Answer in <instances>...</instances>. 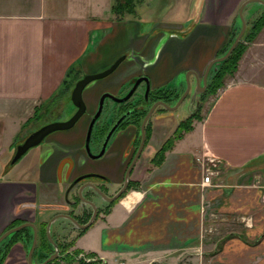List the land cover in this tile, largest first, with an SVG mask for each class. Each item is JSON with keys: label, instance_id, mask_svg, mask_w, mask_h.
<instances>
[{"label": "crops", "instance_id": "1", "mask_svg": "<svg viewBox=\"0 0 264 264\" xmlns=\"http://www.w3.org/2000/svg\"><path fill=\"white\" fill-rule=\"evenodd\" d=\"M112 1L0 0V234L32 221L38 241L51 214L72 208L69 172L93 167L82 147L86 126L81 123L43 140L34 170L30 160L19 171L33 176H3L16 143L48 122L35 127V108L45 118L51 98L61 92L64 97L60 87L71 66L87 71L125 53V74L145 73L153 88L187 69L201 75L229 39L244 0H134V11L116 21ZM147 20L171 25L143 30L139 23ZM107 78L93 88L94 95L85 94L89 107L102 91H113ZM223 83L204 115L157 163L151 158L163 142H154L174 128L165 133L164 124L153 125L131 174L135 184L99 212L77 240L80 253L92 252L89 260L57 264H264V27ZM120 135L106 157L94 160L116 183L131 150V137ZM206 157L215 158V165ZM205 167L213 171L208 184L202 183ZM79 229L74 224L72 232ZM216 230H222L219 236L212 234ZM56 232L53 240L64 241ZM30 244L22 232L8 243L3 264H28ZM35 255L32 260L40 262Z\"/></svg>", "mask_w": 264, "mask_h": 264}, {"label": "rangeland", "instance_id": "2", "mask_svg": "<svg viewBox=\"0 0 264 264\" xmlns=\"http://www.w3.org/2000/svg\"><path fill=\"white\" fill-rule=\"evenodd\" d=\"M262 5H264V4H262ZM262 5H260V2H258V1H251V2L248 3L247 7H245V9L243 10V12H242L243 19L246 21V27H245V30L243 32V35H245L247 32H249L251 30L252 24H253L252 21L260 13V11L263 9V8H261ZM127 14H128V12L124 13L123 14V17H127ZM115 18L116 19L114 21H116L117 19H120V20L122 19V18L116 17V15H115ZM237 18H238V22H236L235 24H233V27H232L231 34L229 36V39L227 40L226 44L224 45L225 47H228L230 45V43L233 41L232 40L230 42V40L232 38L234 39V37L236 36V34L238 33V31L240 29V26H241L240 18L239 17H237ZM98 21H99L98 24H102V22L104 21V18H100V19H98ZM148 21L149 20H147V22L139 23L141 25V27H142L143 30L148 29V31H152V30L157 29V28H158L157 30H159L162 26L171 25V24H162L160 22L159 23H156V22H148ZM113 23L110 24V25H112V27H111L112 29H114ZM129 23H130V25L134 24V23H131V21H129ZM263 27H264V25L262 26V28ZM111 28L109 29L110 31L112 30ZM105 34L106 33H103V34H100V35L103 36ZM255 37H254V39H255ZM94 39H96V38L93 37V41H95ZM99 40H100V36H99ZM96 41H97V39H96ZM246 44H247L246 45V48H247V46L249 45V41H246ZM93 46H95V44ZM224 46L222 48H224ZM222 48L217 51L216 56L222 54V52H223V49ZM246 48H245V50H246ZM244 51H243V53H244ZM243 53H242V55H243ZM241 56H240V58H241ZM107 63H109V61L104 62L102 64L94 65L93 68H89L87 71H85L86 68H84V67L78 68V64L75 63L74 68H72V70L70 71V73L67 75V77L65 79L66 80L65 81L66 85H68V84L69 85H68V87L66 89L63 90L64 91V97H63V92H61L59 94V97H55L53 99L52 103L49 106V108H50L49 114L45 118L43 117L40 120L36 121L35 122L36 123L35 124V127L38 125V123H42L43 121L55 120V117H61V118H63L65 116H67L71 112V110L73 109L72 101L70 99V92H71V89H72L75 81L79 77H81L83 74H85V73L98 72L100 70L105 69L108 66ZM237 65H238V63H237ZM217 66H218V63L213 64L212 65L213 68L211 67L212 68L211 71L216 70V67ZM211 71H209V73H208L207 80H206L207 85H206L205 89L202 90L201 88H199L200 89L199 92H197V94L193 98L191 97L192 96V93H193V91L195 89L198 88V86L196 84H194V77L190 73L189 74V80H190L191 88H190V91H189V96L186 97V98H184L182 100V102L178 105V107L174 111L167 112L166 114H164L165 109L159 108V106H158L156 108V110L153 111V113L151 114L150 118L147 120L148 122H146V125H145V128H144L145 134L147 133L148 126H150V130L149 131L151 132L152 129H153V125L162 123V124L165 125L164 126V131L166 133L167 128H170L171 130L173 128L175 129V127L177 126V124L179 123L180 120H185L187 118V116H189L191 114H194L195 112H199L198 114L200 116H203L204 113L206 112V110L211 105V103H212V101H213V99H214V97H215L218 89L220 88V87L217 88V90L215 92H212V93L207 90L208 81H209V78L211 77V76H209ZM125 73L126 72L122 70V64H120L115 69V71H113L108 76H105V77L100 78V79L93 80V82L91 81V83H88L86 85V87L84 88L83 91L85 93V91L91 89V86L92 85H93V88H94L96 85L101 84L102 81L106 77H108L105 81H107V83H108L107 85H109V87L113 89L112 92L113 93L115 92L116 95H121L125 90H127V88L130 87V83H131V81L133 79V78L129 77L127 74H125ZM187 76H188V69L185 70V71L180 72L179 74H177V76L174 77L173 81H170L168 83L169 85H172V87H170V89L173 92L172 93V98H170L171 100L168 101V103L170 105L174 104V102L182 94V92H183V90L185 88V82H186ZM223 82H224V79H223ZM120 84H121V87H120ZM118 86L120 88H118ZM141 91H142V87L137 88V92H135V94H134V95H136V97H134L131 100V102H126L125 107H119L120 106L119 103H116L114 100H112L110 98H105L104 105H103V109H102V113H101V116H100L99 120H97L96 125L98 123L102 122L107 117H109L108 118V121L111 120V119H114V113L115 112L122 111L123 109L127 108V106H130V107L131 106H134V108H133L134 112L129 117L130 118V121L125 126V128H126L125 130H126V134L131 137L130 138V145H132V146L136 145L137 144V141H138V138L140 137V124H141V119H142V117H144V115L146 113V109H148V107H150V101L145 102V103L142 104V103H140L142 100L138 101L140 104H139L138 107H135V104L137 103V101H135V100H137L138 98H140V96L142 94ZM91 93H93V92H91ZM94 93L92 95H94ZM85 94H87V93H85ZM154 98L155 97H153L152 99H154ZM55 104H57V105L54 106ZM127 104H129V105H127ZM89 109H90V111L92 110L91 106H90ZM199 119L200 118L193 117L192 118V124H193V122L195 120H199ZM149 120H150V124H149ZM123 131L120 130L119 132H123ZM172 133L168 134L167 137H169ZM161 135L159 137V140L157 139L154 142V144L160 143V140H162V142L165 141L164 135H163V138L162 139H161ZM134 140H136V141L134 142ZM42 143H43V141H41L38 145H35V146L29 148L14 163H10V165H9L10 170H8L6 172V174H3V176H6V177L10 176V177H13V178H29V176H31V175L33 176V174H31L30 172L20 173L19 171L23 167V164L26 163V162H30V160H32L31 161L32 169L34 168V163L36 162V156H37L38 150L40 148V145ZM112 185L113 186H116V184H112ZM97 195H98V198L96 197L97 200L98 199L99 200L103 199L102 196H100L99 194H97ZM103 206L104 205L102 204V207ZM100 210H103V208H101ZM54 214L55 213L51 214V216L54 215ZM57 224H58V226H57ZM71 224L74 225L73 223H71ZM71 224H70V222H66V221H63V222H60V220L59 221H56L55 223H53L51 225V233L50 234H51L52 239L55 240L56 237H57V232H56V228H57V231L59 232V234L64 235V238H63V236H60V238L62 237L63 240H64L62 242H68L69 244H71L70 246L73 245V248L72 249H75V248L78 249V247H77V240L79 239V236L81 235V232H83V230H85V229H83L82 231H80V230H74L72 232ZM220 226H221V228L224 231H226L224 225H220ZM221 231L222 230H216V232L215 233H212V234H216V235L219 236L220 233H221ZM205 238H207V237H205ZM210 240H212V238L206 239V241H210ZM97 242H98V237L93 232V245L96 244ZM208 246L209 245H207V247ZM210 247L212 248L213 245L210 244ZM68 249H70V247H68ZM95 251L96 250L93 249L94 255H95ZM51 252H53V248H52ZM60 253L61 252H60V249L58 247V255ZM86 253H88V252H86Z\"/></svg>", "mask_w": 264, "mask_h": 264}, {"label": "water", "instance_id": "3", "mask_svg": "<svg viewBox=\"0 0 264 264\" xmlns=\"http://www.w3.org/2000/svg\"><path fill=\"white\" fill-rule=\"evenodd\" d=\"M251 1H258L262 4H264V0H244L240 3L239 7H238V17L240 18V22H241V26L240 29L238 31V33L236 34V36L234 37L233 41L230 43V45L228 46L227 50L218 56H215L213 58H211L203 73L202 76L200 77V75L195 71V70H190L188 69V76L186 78V86L184 91L182 92V94L178 97V99L176 100L175 104L170 105L168 103H166L163 100H157L154 101L151 106L148 108L147 112L145 113L141 124H140V133H141V138H140V142L137 146V149L130 161V163L128 164L125 173H124V181H123V185L120 188V190L112 195V196H106L102 191H100L96 186L92 185L94 188H96L97 190H99V192L104 195L106 197V199L108 201H113L115 200L118 196H120L123 191L125 190L127 183H128V175L130 173V170L133 166V164L135 163L136 159L138 158L139 154L141 153V150L143 149L144 143H145V138H146V134H145V123L148 119V117L150 116V114L152 113V111L154 110V108L158 105L161 104L164 107L168 108V109H175L178 107V105L182 102V100L185 98V96L188 94V92L190 91L191 88V84H190V80H189V74L191 73L194 76V84H196L198 86L197 89H195L192 93V98L195 97V95L197 94V92H199V88H201L202 90L205 89L206 87V80H207V76L208 73L210 71V68L212 67L213 64L218 63L220 61H222L223 59H225L226 57H228V55L231 53V51L233 50V48L236 46V44L239 42L240 38L243 35V32L245 30L246 27V21L243 19V8L246 4H248ZM124 58V55H120L119 57H117L108 67H106L103 70H100L98 72H91V73H85L83 74L81 77H79L70 92V99L72 101V103L77 107V109L74 111V113L67 119H63V120H51L48 122H45L43 124H41L40 126H38L37 128H35L34 130H32L31 132H29L23 139L22 141H20L19 143L16 144L15 146V151L13 153V156L10 160L11 163L15 162L23 153H25L30 147H33L35 145H38L41 141H43L45 139V137L56 130H62V129H67L69 127H71L75 121L83 114V112L86 109V104L84 102L83 99V90L86 87V85L96 79L99 78H103L105 76H107L108 74H110L111 72H113L116 67L119 65L120 61ZM144 80L146 83V92L149 89V78L147 75H139L135 78V80L133 81V84L131 85V87L128 89V91L122 95V96H117L114 93H111L109 91H105L103 92L100 97H99V101H98V108L96 113L93 116V119L90 122L88 131H87V141L89 138V134L91 132V128L93 126L94 120L95 118L101 113L102 108H103V104H104V99L105 97H110L111 99H113L115 102H122L127 100L129 97L132 96V94L134 93V91L136 90L137 86L139 85V83ZM145 92V93H146ZM201 92V91H200ZM127 112H125L119 119L116 120V122L110 127V129L107 131L105 138L103 139L102 142V147L101 150L99 151V153L95 154L94 156H100L104 149H105V145L109 139V137L111 136L113 130L115 129V127L118 125L119 121L122 119V117L126 114ZM87 144V143H86ZM86 151L88 153L89 156H93V153L91 152V150L89 149L88 144L86 145ZM87 184H82L79 186L78 188V195L84 200L87 201L89 204L93 205V213L91 215V217L84 223H80L78 222L72 215L70 214H65L66 217H68L70 220H72L73 222H75L77 224L78 227L80 228H85L87 226H89L91 224V222L93 221V219L96 216L97 210L95 208L94 202L91 200L86 199L85 197L82 196L81 191L83 189V187H85ZM57 216H59L58 214L56 216H52L50 217V219L46 222V236L49 239L50 243L52 244L53 247V252H51L47 257H45L42 261L40 262H34L32 260V253L35 250L36 247V243H37V227L36 224L32 221H25V222H21L19 224H16L14 226H11L9 228H7L6 230H4L1 234H0V242L2 240H4L6 237H8L9 235H11L13 232L22 229L24 227H30L32 229V240H31V244L28 248V252H27V261L28 264H46L47 262L51 261L52 259L56 258L58 256V246L57 243L52 239L51 237V232H50V225L52 223V221L57 218Z\"/></svg>", "mask_w": 264, "mask_h": 264}, {"label": "flooded vegetation", "instance_id": "4", "mask_svg": "<svg viewBox=\"0 0 264 264\" xmlns=\"http://www.w3.org/2000/svg\"><path fill=\"white\" fill-rule=\"evenodd\" d=\"M124 55V58L120 61V63H119V65L120 64H122V62L125 60V59H127V55L125 54V53H120L118 56H116L114 59H113V61L117 58V57H119L120 55ZM112 61V62H113ZM112 62H110L109 64H108V66L112 63ZM118 65V66H119ZM107 66V67H108ZM117 66V67H118ZM116 67V68H117ZM115 71V70H114ZM112 73V72H111ZM110 73V74H111ZM109 75V74H108ZM107 75V76H108ZM139 75H147V74H145V73H139V74H135V75H133V76H131V78H133L132 79V81H131V83H130V87H131V85L133 84V81L135 80V78L137 77V76H139ZM202 76V74L200 75V77ZM149 78V77H148ZM100 79V78H99ZM130 80V79H129ZM170 81H173V79H171V80H169V82ZM93 82V81H92ZM169 82H167V83H169ZM89 83H91V82H89ZM185 86H186V84H185ZM129 87V88H130ZM139 87H142V94H141V96H140V98H138L137 100L138 101H140V100H142L140 103H145V102H148V101H150V106H151V103H153L154 101H157V100H163V101H165L166 103H168V101H170L171 99L170 98H172V90L170 89V87H172V85H169V84H166V85H164V86H160V87H158V88H153L152 86H151V83H150V80H149V89H148V91L146 92L145 90H146V83H145V81L144 80H142L140 83H139V85L137 86V88H139ZM129 88H127V90H125L121 95H117V96H122V95H124L127 91H128V89ZM137 88H136V90L134 91V93L132 94V96L131 97H129L128 99H130V102H131V100L134 98V97H136V95H134L135 94V92H137ZM185 89V88H184ZM93 92V85L91 86V89H89V90H87V91H85V93H89V92ZM105 91H109V92H111V93H113L112 92V90L110 91V90H104V91H102L100 94H99V96H98V99L96 100V102H95V104H94V107H93V104H92V106H91V108H92V110L90 111V107H89V105H88V103H87V101H86V99L84 98V96H85V93H84V91H83V99H84V102H85V104H86V109H85V111L83 112V114L75 121V123L71 126V127H69V128H67V129H62L61 130V132H63V133H65V132H71V131H73L74 129H76V128H78L79 127V125L81 124V123H84V125L86 126L85 127V130H84V141H83V144H82V147L84 148V150H85V152L87 153V151H86V145L88 144V146H89V149L91 150V152L93 153V156H89L88 155V153H87V156L88 157H90L91 158V160H93V167L91 168V169H89V170H87V171H83V172H78V173H72V172H69V174H68V176H69V188H68V190H69V192H70V194L72 193V195H71V198L70 199H68V201H69V205H71L72 206V208L68 211V212H65V213H55L53 216H56L57 214L59 215V216H57V218L60 220V222H63V221H66V222H70V224L71 223H73V224H75V226H77V224L75 223V222H73L72 220H70L68 217H66L65 216V214H70V215H72L78 222H80V223H84V222H86L90 217H91V215H92V213H93V205H91V204H89L87 201H84L79 195H78V188H79V186L80 185H82V184H87L85 187H83V189H82V191H81V194H82V196L83 197H85L86 199H88V200H91V201H93L94 202V205H95V208H96V210H97V213H96V216H95V218L98 216V214H99V212H105V210L108 208V206L111 204V202H113V201H108L107 199H106V197L104 196V195H102L100 192H99V190L100 191H102L106 196H112V195H114V194H116L119 190H120V188L122 187V185H123V181H124V173H125V170H126V168H127V166H128V164L130 163V161H131V159H132V157H133V155H134V153H135V151H136V149H137V146H138V144H139V142H140V138H141V133H140V137L138 138V141H137V144L136 145H134V146H132L131 145V150H130V154H129V156H128V158H127V160H126V162H125V166H124V168H123V171L121 172V174H120V178H119V181L116 183V182H114V179L115 178H112L109 174H107V173H105L102 169H98L96 166H95V163H94V160H98V159H101V158H103L104 156L106 157L107 156V153H108V149L111 147V144H113L116 140L118 141L119 140V135H120V137L122 136V135H124V134H126V128H125V126L129 123V121H130V116L132 115V113L134 112V110H133V108H134V106H127V108H125V109H123L122 111H119V112H115L114 113V119H111V120H109L108 121V118L109 117H107V118H105L102 122H100V123H98L97 125H96V122H97V120H99V118H100V116H101V113H102V111H101V113L95 118V120H94V123H93V126H92V128H91V132H90V134H89V138H88V141H87V131H88V128H89V125H90V122H91V120L93 119V116H94V114L96 113V111H97V108H98V101H99V97H100V95L103 93V92H105ZM184 91V90H183ZM146 92V93H145ZM170 93V94H169ZM114 94H116L115 92H114ZM155 96V98L154 99H152L153 97ZM189 96V92H188V94L185 96V98L186 97H188ZM105 98H110V97H105ZM111 99V98H110ZM105 100V99H104ZM113 100V99H112ZM136 101V100H135ZM137 101V103L135 104V107H138L139 106V102ZM126 102H128L127 100H125V101H122V102H116V103H119V107H125V104H126ZM176 102V101H175ZM175 102H174V104H175ZM169 104V103H168ZM72 105H73V109L71 110V112L67 115V116H65V117H63V118H60V120H63V119H67V118H69L73 113H74V111L77 109V107L72 103ZM104 105V104H103ZM127 105H129V104H127ZM173 105V104H172ZM159 106V108H163V109H165V111H164V114H166L167 112H172V111H174L175 109H168V108H166V107H164L163 105H161V104H158L155 108H154V110H156V108ZM149 108V107H148ZM103 109V108H102ZM147 110L148 109H146V112H147ZM153 110V111H154ZM153 111H152V113H153ZM125 112H127L123 117H122V119L119 121V123H118V125L115 127V129L113 130V132H112V134H111V136L109 137V139H108V141H107V143H106V145H105V149H104V151H103V153L100 155V156H94L95 154H97V153H99V151L101 150V147H102V142H103V139L105 138V135H106V133H107V131L110 129V127L116 122V120L117 119H119ZM151 113V114H152ZM151 114H150V116H151ZM154 115V114H153ZM150 116L148 117V119L150 118ZM157 116V115H156ZM142 119H143V117H142ZM142 119H141V121H142ZM147 119V120H148ZM59 120V119H58ZM146 122H148V121H146ZM149 124H150V120H149ZM145 125H146V123H145ZM123 131V132H119V131ZM104 132V133H103ZM52 133V132H51ZM48 136H50V133L45 137V140L48 138ZM149 137H150V131L148 132V135H146V138H145V143H144V146H143V149L141 150V153L139 154V156H138V158L136 159V161H135V163L133 164V166H132V168H131V170H130V173H129V175H128V183H127V186H126V188H125V190L123 191V193L120 195V196H118L116 199H118V198H120L126 191H127V189L129 188V185H130V183L131 182H135V180H133L132 178H131V174H132V172H133V169H134V167H135V165H136V163H137V161L139 160V158H140V156H141V154L143 153V151H144V149H145V147H146V145L148 144V140H149ZM24 138V137H23ZM22 138V139H23ZM22 139L21 140H19L17 143H19L20 141H22ZM136 140H134V142H135ZM16 143V144H17ZM87 143V144H86ZM43 144V143H42ZM16 146V145H15ZM41 146V145H40ZM31 148V147H30ZM40 150V149H39ZM14 151H15V147H14V150H13V153H14ZM24 154V153H23ZM22 154V155H23ZM38 154H40V153H38ZM13 155V154H12ZM21 155V156H22ZM20 156V157H21ZM19 157V158H20ZM18 158V159H19ZM14 163V162H13ZM75 163V162H74ZM113 183H116V186H113L112 184ZM94 185V186H96L99 190H97L96 188H94L92 185ZM97 194H99L100 196H102L103 197V199H101V200H97L96 199V197L98 198V195ZM115 199V200H116ZM102 204L104 205L103 207H102ZM101 208H103V210H100ZM94 218V219H95ZM56 219V218H55ZM93 219V220H94ZM93 222V221H92ZM91 222V223H92ZM17 224H19V223H17ZM16 225V224H15ZM12 226H14V225H12ZM11 227V226H10ZM71 228H73V225L71 224ZM80 229H83V228H80ZM79 229V230H80ZM14 233V232H13ZM7 238H9V237H7Z\"/></svg>", "mask_w": 264, "mask_h": 264}, {"label": "trees", "instance_id": "5", "mask_svg": "<svg viewBox=\"0 0 264 264\" xmlns=\"http://www.w3.org/2000/svg\"><path fill=\"white\" fill-rule=\"evenodd\" d=\"M110 11L114 15H116V17L122 18L124 13L134 11V0H113L111 5H110ZM252 23L253 24H252L251 30L249 32H247L245 35H243L242 38H240L239 42L233 48V50L228 55V57H226L222 61L218 62V66L216 67V70L211 71L213 67L210 69L211 72H210L209 76H211V77L209 78L208 87H207V90L209 92H211V93L215 92L217 90V88H219L223 85L224 76L226 74H232L236 70L238 60L246 48V45H247L246 41H249V42L252 41L254 39V37L256 36V34L258 33V31L264 25V6H263V9L260 11V13L253 19ZM232 40H233V38L230 40V42ZM227 48L228 47H225V46H224V48H222L223 49L222 54L225 52V50ZM72 68H74V67L71 66L67 70L66 76H65L63 82L61 83L60 89L62 91L64 89H66L69 85V84L66 85L65 79H66L67 75L70 73V71L72 70ZM54 96H53V98H51L50 101H52L54 99ZM127 101L130 102V99H128ZM136 101H138V100H136ZM39 109L40 108H35V113L33 114V121L34 122L41 119ZM198 113L199 112H195L194 114L187 116V118L185 120L179 121V123L175 127L173 133L165 139V141L161 144V146L157 149V151L155 152V154L151 158L153 160V162H156V163L159 162L163 158L164 151L166 149L170 148L173 145L174 141L177 138L181 137L185 131H188L192 128V126H193L192 125V118L193 117H197V118L202 117ZM149 130H150V126H148V128H147L146 135H148ZM134 184H135V182H131L129 185V188ZM30 230H31L30 227H24L22 229L15 231L11 235H9V240L5 244V246L4 245H3V247L0 246V264H3V260L5 258L6 252L8 251V243L16 240L22 234V232L27 233V237L31 240L32 239V230L31 231ZM82 230L83 229H80V231H82ZM1 242H0V244H1ZM56 243H57V246L59 247L61 253L56 258L52 259L51 261L47 262L46 264H57L59 261L70 262V261L74 260L75 258L80 260V261H84V259L82 257L77 258L78 254L82 251L79 248L78 249L75 248V249L70 250V249H68V247H70L71 244H69L68 242H57L56 241ZM51 250H52V245L46 236L45 226L43 225L38 232L37 246L35 247L33 254L34 255L37 254L38 257L40 258L39 261H42L45 257H47L50 254ZM84 254L86 256L87 255L91 256L92 252H88V253H84ZM93 255H94V253H93ZM93 262L97 263L96 260H93Z\"/></svg>", "mask_w": 264, "mask_h": 264}, {"label": "built area", "instance_id": "6", "mask_svg": "<svg viewBox=\"0 0 264 264\" xmlns=\"http://www.w3.org/2000/svg\"><path fill=\"white\" fill-rule=\"evenodd\" d=\"M208 161L210 163H212L213 165H215L216 159L211 157V158H207ZM213 173L212 169L210 167H205V174L203 175V180L202 183L203 184H208L209 183V178L210 175ZM79 256H82L85 260H89V257L85 256L84 254L80 253Z\"/></svg>", "mask_w": 264, "mask_h": 264}]
</instances>
